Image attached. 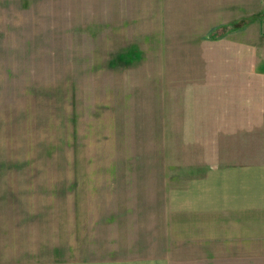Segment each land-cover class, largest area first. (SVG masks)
<instances>
[{"label":"rangeland","instance_id":"374dc122","mask_svg":"<svg viewBox=\"0 0 264 264\" xmlns=\"http://www.w3.org/2000/svg\"><path fill=\"white\" fill-rule=\"evenodd\" d=\"M260 37L264 0H0L8 200L85 199L121 224L94 241L103 256L206 264L172 210L191 181L260 148L264 130L234 122L264 68ZM35 179L46 189L20 190Z\"/></svg>","mask_w":264,"mask_h":264},{"label":"crops","instance_id":"0c3cea01","mask_svg":"<svg viewBox=\"0 0 264 264\" xmlns=\"http://www.w3.org/2000/svg\"><path fill=\"white\" fill-rule=\"evenodd\" d=\"M123 15L111 12L104 16ZM248 59L253 62V58L245 60ZM244 100V124L241 118L236 119V127L247 132L264 130V68L257 69L256 75L245 76ZM258 142L260 148L257 143L258 147H253L254 143L246 146L243 162L214 166L204 178L191 181L175 202L172 214L180 219V240L195 244L196 257L204 261L206 258V264H250L252 256H264V137ZM8 145V106L3 104L0 105V264H173L176 255L168 249L164 257H113L110 251L103 256L102 247L95 246L94 241L105 242L109 237L108 225L121 224L117 215L116 222L110 224L106 214H97L92 202L85 199L8 200ZM33 183L20 190L38 193L39 189H46L36 179ZM121 233L117 227L116 235L121 237ZM258 246L261 251L254 254Z\"/></svg>","mask_w":264,"mask_h":264}]
</instances>
